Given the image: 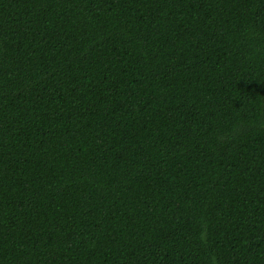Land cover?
Listing matches in <instances>:
<instances>
[{
  "label": "trees",
  "instance_id": "obj_1",
  "mask_svg": "<svg viewBox=\"0 0 264 264\" xmlns=\"http://www.w3.org/2000/svg\"><path fill=\"white\" fill-rule=\"evenodd\" d=\"M0 264H264V0H0Z\"/></svg>",
  "mask_w": 264,
  "mask_h": 264
}]
</instances>
